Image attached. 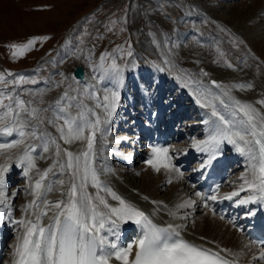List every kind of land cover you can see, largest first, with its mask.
Instances as JSON below:
<instances>
[{
	"label": "snow or ice",
	"instance_id": "1",
	"mask_svg": "<svg viewBox=\"0 0 264 264\" xmlns=\"http://www.w3.org/2000/svg\"><path fill=\"white\" fill-rule=\"evenodd\" d=\"M37 39L33 38L27 44H10L9 47L14 49L12 56L15 58L31 50ZM128 47L127 55L132 56L131 46ZM77 51L83 53V49ZM116 51L123 52V47L117 45ZM220 55L223 57L224 53L221 52ZM163 63L170 64V61L165 59ZM153 65L159 71L165 70L159 64L153 62ZM89 66L92 64L89 63ZM227 66L233 67L231 63ZM128 67V64L118 63L113 53L101 54L93 72H103L101 82L105 79L115 82L114 87L104 86L102 89L97 84H82L76 74L69 78L60 73L64 78L57 81L54 87H62L65 81L67 87L47 107L32 106V101L0 91V133L8 136L16 133L19 136V139L11 142L0 143V157L5 158V163H0V205L3 206L0 207V223H4L7 217L18 229L12 264H112L113 260L120 264H238V260L230 261L221 252L237 257L245 254L243 250L239 253H233L230 249L214 251L183 239L178 231L183 225H157L148 214L101 180V174L111 172V169L103 165L99 169L94 166L97 138L99 134L100 139L107 141L112 117L120 107V88L123 87L124 72ZM131 67L135 68L136 65L132 64ZM6 75L13 79L7 80ZM200 75L207 77L209 73L202 71ZM176 78L185 87L195 85L193 95L196 102L202 108L210 110L208 119L204 121L209 126L208 138L204 141H193V147L201 152H208L209 162L222 154L221 147L225 144L232 145L249 160L247 171L239 178L243 182L232 192L224 194L223 199L233 200L239 197L235 201L238 206H264V110L231 95L233 88L245 90L251 89L253 85H228L211 80V85L221 90L217 95L196 74H188L186 82L180 76ZM28 82L23 75L0 71V85ZM30 82L36 83L34 80ZM38 95L39 103L43 104V93ZM256 103L264 105V100ZM221 108L227 110L228 115ZM48 125L56 129L58 136L48 131ZM61 140L68 145L74 141H82L86 146L83 151L74 153L63 148L59 142ZM36 141L39 144L34 143ZM21 145L24 147L15 163L22 167L23 175L29 181L25 191L33 199L24 205L23 218L14 220L10 197L6 191L7 174L12 168L9 161L13 160V156L10 153ZM37 147L42 148L44 153L54 151L52 166L43 171L37 168L36 161L44 157L33 155ZM151 152L152 155L146 163L156 172L163 167L179 173V169L171 163L168 148L152 147ZM57 165L60 174L69 175L67 184L63 179L49 181L50 174L56 175L53 169ZM34 170L35 176L30 175ZM54 185H60L61 188H54ZM89 186L96 189L95 193L88 191ZM219 188L220 185L217 184L214 191L218 193ZM54 190L61 191L62 198L55 202L49 201L47 196ZM241 193L248 194L241 197ZM195 195L200 196L204 208H209L208 201L218 199L216 194L204 196L197 192ZM108 196L117 203H109ZM195 204L196 201L189 199L176 207L191 208ZM50 211L53 214L45 224V218L49 217ZM170 214L175 216V212ZM212 214L216 215L215 210ZM248 215H255V212L250 211ZM220 218L224 219L223 216ZM128 222L139 227V235L133 242L121 245V223ZM251 244L261 245L258 256L253 255L252 261L264 262V241L252 240ZM134 247L135 255L130 260ZM244 247L250 250V245L246 244Z\"/></svg>",
	"mask_w": 264,
	"mask_h": 264
},
{
	"label": "bare ground",
	"instance_id": "2",
	"mask_svg": "<svg viewBox=\"0 0 264 264\" xmlns=\"http://www.w3.org/2000/svg\"><path fill=\"white\" fill-rule=\"evenodd\" d=\"M223 1L228 0H196L195 3L199 5L201 3L202 6L205 5V8L217 20L229 22L230 28L234 29L233 33L237 32V29H243L237 24V20L243 18L247 12L249 16H252L251 18L254 17L255 19L264 15V0H237L238 4L231 8L229 16L225 13L229 10L228 7L225 8V6L219 4ZM188 18L189 16L186 19ZM181 22L182 19L180 20ZM159 23L164 24L162 20ZM259 29L261 32L259 31L258 35H252V33L251 35L246 34L241 42L235 41L233 45H230L229 56L232 57L234 54L240 55L234 68L230 69L229 67L211 63L210 54L213 52L211 49L210 53L197 58L202 63L196 64L190 70L191 74H196L217 95L220 94L221 90L211 85V79L228 85L252 84L253 87L251 89L241 90L233 88L231 95L241 101L253 103L256 107L264 110V105L256 103L257 101L264 100V61H259L261 58L258 52H249L251 49L264 48V39L260 37V34L264 36V25L260 26ZM221 34L225 40L230 37V34L226 31H222ZM185 37V34L181 32L179 41ZM86 44L83 43L78 47L79 49H83V53L78 52L75 55L77 64H83L87 71V78L81 83L97 84L101 89L104 86L114 87V81L108 82L105 79L101 82L102 71L93 72V68L97 65V59L92 56ZM74 48V46L66 47V44L63 45L62 51L59 52V58L71 57ZM232 50L235 53H232ZM89 57L90 60L88 59ZM89 61L92 62L91 67L88 64ZM135 65V68H132L130 65L125 69L123 87L120 88V107L114 117H112L109 126L111 131L107 137V141L100 139L98 134L96 143L97 157L94 166L99 169L103 165L111 169V172L101 174V180L110 185L114 191L127 201L148 214L157 225L161 227H166L169 223L183 225V227L178 229L183 239L196 245L211 248L214 251L230 249L233 253H239L243 250L245 254L239 257L229 255L228 252H221V255L230 261L238 260V264H264V262L252 261V256H258L261 248L253 246L245 236V232L249 227L248 220L255 216H261L264 213V206L257 204L238 206L235 201L239 197L233 198V200L223 199L224 194L232 192L243 182L239 178L248 169V158L238 153L232 145L225 144L221 147V155L224 156L222 160L225 165L229 166L230 175L224 187L216 194L218 195V199L216 201H208L209 208H204L200 196L195 195L197 192L202 195L204 193V185L201 183V180L197 181V179L209 172L211 162H209V153L201 152L194 148L193 141H204L208 138L209 126L204 121L208 119L210 110L202 108L196 102V97L193 95L195 85L185 87L181 80L176 78L180 76L186 82L187 75L190 74L189 72L173 68L171 70L172 75H169L166 73V70L159 71L157 68H150L151 70L146 72L147 69L139 67L137 63ZM202 71L208 72L209 76L203 77L200 75ZM168 76H170V79ZM172 79L177 81V87L174 84H168ZM63 87L64 89L67 87V82ZM39 88L41 89L39 91L43 93L44 103L40 104V97H38V107H47L49 104L54 103L61 95L60 87L56 89V87L42 84ZM168 95L169 97L167 98ZM221 111L225 115H228L227 110L221 108ZM48 114L50 115L51 113L49 112ZM73 114H75V109L73 110ZM168 115L172 118L170 121L165 122V117ZM141 118L144 119L141 121ZM158 122H160V128L167 134H171L175 126L179 125V128H181L179 131L176 130L173 139H177L179 143L180 140L184 139L183 144L174 145L168 153L170 157L172 154L176 156L175 159L171 158L172 164H181L180 167L175 166L179 169V173L175 170H166L163 167L159 172H156L146 163L152 155V147H145L146 143L142 142L144 138L143 134L148 129H153ZM47 128L54 136H58L55 128L50 125ZM17 137L19 136L0 137V143H8L19 139ZM145 140L147 142V138ZM59 142L63 148H67L74 153L83 151L86 146L85 142L82 141H74L71 145L64 144L62 140ZM34 143L39 144V141ZM23 147L21 145L19 148L11 151L10 154L13 156V160L9 161V163L12 164V168L7 174L6 191L10 197L9 202L12 208V219L14 220L23 218L22 209L24 205L33 199L25 191L29 181L24 177L22 167L17 166L15 163L16 157L22 152ZM143 147H145L144 150H142ZM33 155H42L44 157L36 161L37 168L41 171L51 167L55 159L53 150L44 153L40 147H37ZM63 159H66V157ZM193 161L196 164L192 168H189V162ZM0 163H5L4 157H0ZM139 164L140 166H138ZM53 171L56 175L50 174L49 181L63 179L67 184L69 179L67 173L60 174L58 165ZM180 173L183 175H180ZM15 174L17 177L19 175L16 179L18 181L26 179L27 182L24 187L17 186L18 184L14 187L16 181L13 175ZM30 175L35 176V170ZM54 188H61V186L54 185ZM88 191L95 193L96 189L89 186ZM247 194L241 193V197ZM101 195L105 194L101 193ZM144 197L148 199H144ZM61 198L62 192L57 190H54L47 196V199L53 202ZM107 199L109 203H117L116 201H112L110 196ZM189 199L196 201L194 207L177 209L176 206L178 204ZM153 201L160 203L155 204ZM223 205L234 215L232 220L227 221L221 219V215L219 214H212V211L215 209L221 210ZM0 207L3 206L0 205ZM250 211H254L255 215H248ZM172 212H175V216L170 214ZM52 214L50 211L49 217L45 218V224L50 221ZM184 217L187 218L184 219ZM139 231V227L132 222L121 223L120 244L127 245L133 242L138 237ZM17 234V226L5 217L4 223H0V262L4 260L2 264H12L13 246L16 244ZM10 236H12V240L10 241V245L6 246L11 251L5 252V243ZM246 244L250 245V250L244 247ZM135 251L136 248L134 247L130 260L134 257ZM4 257L6 258L4 259ZM112 264H120V262L113 260Z\"/></svg>",
	"mask_w": 264,
	"mask_h": 264
},
{
	"label": "rangeland",
	"instance_id": "3",
	"mask_svg": "<svg viewBox=\"0 0 264 264\" xmlns=\"http://www.w3.org/2000/svg\"><path fill=\"white\" fill-rule=\"evenodd\" d=\"M195 1L0 0V71L23 75L29 81L18 85H0V91L18 95L26 101H32V106H36L40 97L38 93H41L39 86L47 84L54 87L57 81L72 76L73 69L78 65L75 55L83 43H87L88 50L97 59V64L101 54L110 52L116 55L118 63L129 66L137 63L139 67L147 69L146 72L150 68H156L154 62L169 75H172L173 68L191 73L190 70L196 64L202 63L197 58L210 53L212 49L211 63L225 67L231 63L233 67L230 69L234 68L240 55L234 54L230 57V45L235 41L241 42L246 34L258 35L261 32L260 26L264 25V15L257 19L253 17V20L247 12L243 18L237 20V24L243 29H237L233 33L234 29L230 28L229 22L217 20L205 5H199ZM219 4L228 7L229 10L225 13L229 16L231 8L238 1L228 0ZM159 19L164 24H160ZM222 31L230 34L227 40L222 38ZM181 32L186 37L179 41ZM44 37L48 39H42ZM260 37L264 39L262 34ZM33 38L38 39L31 50L15 58L12 56L14 49L9 47L10 44H27ZM65 44L66 47H75L73 55L60 59L59 52ZM117 45L123 47V52L116 51ZM129 45L132 56L127 55ZM221 52L224 53L223 57ZM249 52H258L261 58L259 61H264V48L251 49ZM232 53L235 51L232 50ZM165 59L170 64H164ZM89 63L92 64L91 61ZM6 79L12 80L13 77L6 75ZM32 80L36 83H31ZM174 83V80L168 82ZM63 86L60 87L61 94L64 91ZM5 103L8 101L5 100ZM14 135L18 136L16 133L12 136L0 133V137L9 138ZM183 140L180 143L173 142L167 148L170 150L174 145H182ZM171 158L175 159L176 156L172 154ZM194 163L196 164L193 162L191 167ZM180 165L175 164L176 167ZM13 177L16 181L14 187L16 184L22 187L26 185V179L18 181L16 179L19 175L17 177L16 174ZM11 240L12 236L5 243V252H9L7 246Z\"/></svg>",
	"mask_w": 264,
	"mask_h": 264
},
{
	"label": "water",
	"instance_id": "4",
	"mask_svg": "<svg viewBox=\"0 0 264 264\" xmlns=\"http://www.w3.org/2000/svg\"><path fill=\"white\" fill-rule=\"evenodd\" d=\"M73 74H76V76L80 80V82L85 81L86 78H87V73H86V70H85V66L83 64H80V65L76 66L74 68V70H73L72 75ZM211 80H213V79H211Z\"/></svg>",
	"mask_w": 264,
	"mask_h": 264
}]
</instances>
